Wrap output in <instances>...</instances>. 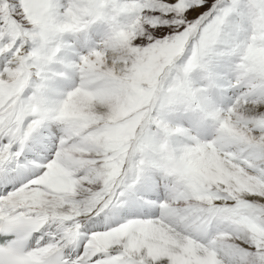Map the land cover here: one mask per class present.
<instances>
[{"label":"snow or ice","instance_id":"obj_1","mask_svg":"<svg viewBox=\"0 0 264 264\" xmlns=\"http://www.w3.org/2000/svg\"><path fill=\"white\" fill-rule=\"evenodd\" d=\"M97 22L50 105L64 35ZM0 264H264V0H0Z\"/></svg>","mask_w":264,"mask_h":264},{"label":"bare ground","instance_id":"obj_2","mask_svg":"<svg viewBox=\"0 0 264 264\" xmlns=\"http://www.w3.org/2000/svg\"><path fill=\"white\" fill-rule=\"evenodd\" d=\"M97 24L98 25H96L97 27L96 33H99L98 34L99 36H97L96 40L93 39L94 37L93 38L91 37L89 29L86 31L85 36L81 38L76 36V34H72L73 37L72 36L71 37L67 36L68 38L63 37V45L61 47L60 52L57 53L56 59L50 65V71L52 73H64V75L62 76L55 75L54 78L49 81V89L46 94V100L50 105L59 103V101L62 100L66 92L70 90L72 87H74L77 84V82H79L78 72L75 70L74 67L69 68L67 67V65L69 64L74 65L75 63H78L81 55L86 54L91 47L97 46L99 44L105 32V25L100 22H97ZM90 27H92V25ZM120 54L121 53H117V55ZM213 72L217 75L223 74V70L219 71L218 73L215 71ZM194 74H196L195 75L196 77L193 76V74H191L192 76L190 75V78L192 79L195 87H200L203 81V80L201 81V78L203 79L204 73H202L198 69L196 70V72H194ZM228 94L231 95L230 90ZM213 96H215V92L213 93ZM221 106H226V103L222 104ZM70 116L76 119H81L83 117V114L80 113L77 108H73L70 111ZM168 120L172 124H180L185 128L190 127L189 115H185L183 113L170 114L168 116ZM213 132L214 130H213L212 122L208 121L206 126L200 130L199 135L202 139H210ZM191 134L196 135L197 130L195 128H191Z\"/></svg>","mask_w":264,"mask_h":264},{"label":"clouds","instance_id":"obj_3","mask_svg":"<svg viewBox=\"0 0 264 264\" xmlns=\"http://www.w3.org/2000/svg\"><path fill=\"white\" fill-rule=\"evenodd\" d=\"M107 32L110 33L108 38L116 40V39L123 38L121 36V34L125 32V29L123 27H121V26L110 25L108 27V29H107ZM105 42H106V40H105V32H104L103 38L99 42L100 51L101 52H105L106 51ZM127 55H128V52L127 51H123L120 54V58L123 59ZM112 67L117 68V71H119V68H118L117 65H115V63H113ZM161 78L163 79L164 77L162 76ZM144 87H149V86L146 83L137 86L134 83H132L131 81H129L124 87L120 88L118 94L111 100V104H113V105H121V106H126V107L133 106L141 98V94H140L138 89L139 88H144ZM77 109L79 110L80 113L83 114V112L79 108H77ZM65 115L69 119H71L73 121H78L79 120V119H76L74 117H71L70 116V112H67Z\"/></svg>","mask_w":264,"mask_h":264},{"label":"rangeland","instance_id":"obj_4","mask_svg":"<svg viewBox=\"0 0 264 264\" xmlns=\"http://www.w3.org/2000/svg\"><path fill=\"white\" fill-rule=\"evenodd\" d=\"M193 15H194V13H193ZM96 25H98L97 23H95V24H93L92 25V27H89L88 29H89V31H90V34H91V37L94 39V40H96L97 39V36H99L98 34L99 33H96V31H97V27H96ZM95 26V27H94ZM87 29V30H88ZM86 30V31H87ZM100 30V29H99ZM86 31L85 32H81V33H77L76 34V36H78L79 38H81V37H83V36H85V33H86ZM103 32V31H102ZM69 33H67V34H65L64 35V37L65 38H68L67 36H69V37H71L72 36V33L71 34H69ZM95 35V36H94ZM73 37V36H72ZM219 61V62H218ZM221 62V63H220ZM223 63H225V60L223 59V58H218L217 60H214L213 61V63H212V71H215V72H219V71H222L223 70V68H222V65H223ZM198 70V69H197ZM199 71H201L202 73H204L203 74V79L201 78V81H202V84L204 83V78H205V76L207 75L206 74V71L203 69V70H200L199 69ZM194 72H196V70H194ZM194 72L193 73H191V74H193V76H195L196 74H194ZM190 74V75H191ZM206 74V75H205ZM192 76V75H191ZM196 77V76H195ZM79 82H77V84H78ZM202 84L200 85V87L202 86ZM50 127H51V125H48V126H46L45 128H43L42 130H41V132L42 133H44L45 135L47 134V132L49 131V129H50Z\"/></svg>","mask_w":264,"mask_h":264}]
</instances>
